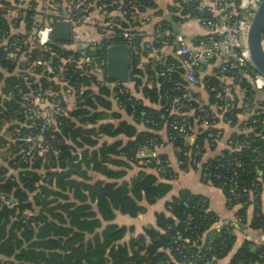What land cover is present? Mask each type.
<instances>
[{
    "label": "trees",
    "instance_id": "obj_1",
    "mask_svg": "<svg viewBox=\"0 0 264 264\" xmlns=\"http://www.w3.org/2000/svg\"><path fill=\"white\" fill-rule=\"evenodd\" d=\"M13 1L0 0L7 8H0V264H218L236 236L229 225L211 234L220 216L200 193L180 189L172 194L165 210L154 213V224L141 230L115 221L118 214L135 218L145 213L172 192L177 172L159 152L167 144L182 170L200 168L204 179L222 189L228 208L240 205L235 214L243 224L253 230L264 227V100L258 101L243 69L227 74L241 78L232 82L230 92L222 90L217 57L201 64L196 84L186 81L181 67L166 70L178 62L176 57H150L136 29L143 23L141 14L155 8L156 0H55L54 5L44 0L54 7H48L38 29L61 15L55 6L70 8L76 26L93 4L105 5L106 16L99 26V44L77 45L75 38L61 42L52 37L42 46L29 32L35 26L34 2L31 10H24ZM197 2L187 0L181 7L192 12ZM114 10L121 13L112 16ZM21 23L26 32H21ZM111 43L131 47L132 74L127 81L106 77V55L99 46ZM82 46L91 60L85 71L73 62L60 67L59 57L77 55ZM208 64L213 74L206 73ZM197 85L206 90L207 102L193 89ZM240 90L241 102L230 101L229 95ZM68 103L74 105L69 108ZM181 118L192 142L171 138L176 135L173 124ZM221 122L239 126L227 146L219 143ZM217 131V139L210 136ZM146 142L162 146L155 156L138 157L137 150ZM219 144L218 154L204 161L207 149L216 150ZM193 157L196 164L190 163ZM233 157L243 162L233 176L237 184L225 166ZM131 162H142V167L127 180ZM257 177L260 194L254 197L252 181ZM244 189L249 190L244 197L232 193L240 195ZM248 257L264 264V245L251 252L242 244L228 264H241Z\"/></svg>",
    "mask_w": 264,
    "mask_h": 264
},
{
    "label": "crops",
    "instance_id": "obj_2",
    "mask_svg": "<svg viewBox=\"0 0 264 264\" xmlns=\"http://www.w3.org/2000/svg\"><path fill=\"white\" fill-rule=\"evenodd\" d=\"M14 1L17 2V0ZM47 1L18 0L17 4L13 5L19 9L31 10L32 4L34 2L35 4L34 9H36L37 12L33 16L35 21V26L31 27L29 31L34 36L36 35V31L38 29L37 25L41 23V21L46 17L47 10L49 11L50 9L48 7H51L48 6L49 4H47ZM54 1L55 0H51L52 5H54L55 3ZM156 1H157V5L155 8L148 9L146 12H143L141 14V16H143V23H141L142 24L141 26L136 27V29L140 31V34L142 36V41L144 42L154 41L158 29H161L163 31H174L175 29L172 26L171 23L172 21L177 23L179 27V30L178 31L175 30V31L186 36L185 38L188 47L192 48L191 41L193 39V35L199 33L202 30L203 23L208 18V13L206 10L199 11L198 9L195 8L199 6L200 3L211 4L214 2V0H198L197 4L193 7L194 9L192 10V12L191 11L184 12L182 7H179L177 0H156ZM91 6H92V10L86 16L85 21L81 23L80 26L72 25V38L76 39L75 44L77 45L99 44V38L100 35H102L99 32V26L102 24V21L106 16V10L104 9L105 5L93 4ZM59 9H61V7L57 8L55 6V10H58V12H60L61 15H67L70 11V8L69 10L67 9L59 10ZM120 13L118 10H114L112 16H118ZM189 13L191 14V17L188 16ZM14 15L15 17L17 16L16 9L14 11ZM162 18L165 19L167 24L161 21ZM169 18L171 19V21L169 20ZM20 29L22 30L21 32H26L23 31L24 29H26L24 23L20 24ZM69 45L73 46V42L72 44H68V45L66 44V46ZM81 48H83V46ZM91 55L94 57L95 52H92ZM141 61L146 63L147 59L142 57ZM206 73L208 74L214 73L213 66L211 64H208V67L206 68ZM193 89L199 92L201 101L207 102L208 94L204 89L203 85H197ZM254 89L256 90V94H257L256 97L258 101L259 100L263 101L264 90L258 88H254ZM237 90L239 92V88ZM243 95L244 94L242 90H240V93L237 94L234 93V95L230 94L229 95L230 101H233L234 99L238 98L240 99L238 103H240ZM73 105H74L73 103H68L67 106L70 108ZM114 109L115 111H119V108L116 105H114ZM120 111L123 115H125L123 110ZM249 111L250 110L248 109L243 112V118L249 115L248 114ZM220 124L224 130V133L219 143L227 146V141L230 138V136L235 132V130L240 131L239 126L236 125L234 127H231L229 124L222 122ZM123 139L126 140L127 138L124 137ZM221 144H219L220 147H217L216 150L215 149L212 150L208 148L206 153L204 154V161L217 155L219 150H221ZM159 152H163L164 154L167 155V160L169 161L173 169L177 172L176 177L172 179V184H173L172 192L169 195L158 200L155 204L149 206L145 213L139 214L135 218L118 214V216H116L115 221H117L119 224H124L128 226L134 225L138 228V230H141L144 226L154 224L155 222L154 213L157 211L165 210L164 203L169 199V197L172 194H176L180 189H186L193 193H200L206 196L209 202V209L217 212V214L220 216V220L212 226L213 230L211 231V234L212 232H214V229L216 231H219L226 225L232 226L234 229V234L236 236L234 245L230 250V252H228L226 256H224L219 260L218 264H228L232 256L238 250V248L244 243H247V245L250 247L251 252H255L262 245H264V227L262 229L253 230L252 228L243 224L235 214V211L237 210V208L240 207V205H236L233 209L228 208L227 199L222 189L214 185H211L210 180L204 179V176L202 175L200 168L182 170L178 165V161L176 159V156L174 155L172 146L170 144L165 145ZM141 167H142V162H137V163L131 162V167L126 174L125 179L129 180L141 169ZM253 204H254V200L252 201V204H250L247 208L248 221H250L253 216V210H254ZM261 208L264 212V192L262 193L261 196ZM241 264H259V263L256 262L253 263L252 259L251 258L249 259L248 257L246 258L245 261L243 260Z\"/></svg>",
    "mask_w": 264,
    "mask_h": 264
},
{
    "label": "built area",
    "instance_id": "obj_3",
    "mask_svg": "<svg viewBox=\"0 0 264 264\" xmlns=\"http://www.w3.org/2000/svg\"><path fill=\"white\" fill-rule=\"evenodd\" d=\"M177 1L179 7H181V3L182 5H186L187 2V0ZM258 1L259 0H214L211 4L200 3L195 9H198L199 11L206 10L208 18L203 23L202 30L193 35L191 41L192 48L188 47L185 38L186 36L175 30H158L155 35V39L158 41L146 42L144 48L149 52V55L152 58L160 59L165 55H174L178 62H171L168 64L166 70H171L174 67L183 68L185 70L184 77L189 84H196L198 82L197 74L200 71L202 63H207L209 59L217 57V72L221 74V78L224 80V83H222L223 91H232V82L241 80V78H235L232 76L238 68L243 69L244 72L251 77L252 84L255 88L264 90V74L258 72L254 68L247 45L248 30L254 11L257 8ZM0 8L5 11L7 10L4 5H0ZM188 16L191 17V14L189 13ZM57 19H67L72 25L76 22L70 14L60 15L57 16V18L50 20L48 24L36 31L35 36L41 46L47 45L52 39L54 22ZM109 23L110 22H108L107 25ZM124 36H128V33H125ZM58 60L60 67L64 63L73 62L76 66L78 65V67H81L83 71H85L91 63V60L87 58V52L85 49H80L77 55L71 54L68 55L67 58L59 57ZM36 62L43 65V60L38 59ZM47 70H51L50 66L47 67ZM73 70H75V68ZM229 72L232 74L227 75ZM164 73L165 72L163 71L159 75H164ZM227 80H230L231 82ZM242 92L244 94V91ZM32 101L34 103L33 99ZM176 101L174 102V106H177L178 108L179 106L176 104L179 103ZM35 110L38 111V108L36 107ZM173 125L176 135L173 134L171 136L172 139H176L177 136H180L185 140L192 141L185 118L177 120ZM220 135V131L210 134V136L216 139ZM228 144L231 145V141H229ZM161 146L162 144L160 143L146 142L140 146L136 155L138 157L155 156L156 150H158L157 148ZM240 147L241 145L236 148L239 149ZM196 152H198V149ZM190 163L196 164L194 157L190 159ZM225 166L230 168L232 174L230 179L231 181H234L233 176L238 175V171L243 169V162L239 157H233L231 161H227ZM214 176L219 177L220 174L215 173ZM260 179V177H257L252 181L253 193L255 192L252 196L254 195V197H257L260 194ZM234 183L237 184L236 181H234ZM248 192V189H244V193L239 195L232 191L237 199L238 196L244 197L248 195Z\"/></svg>",
    "mask_w": 264,
    "mask_h": 264
},
{
    "label": "water",
    "instance_id": "obj_4",
    "mask_svg": "<svg viewBox=\"0 0 264 264\" xmlns=\"http://www.w3.org/2000/svg\"><path fill=\"white\" fill-rule=\"evenodd\" d=\"M171 21V19L169 18ZM175 30L178 24L172 22ZM53 38L56 41L69 42L72 38V23L67 19L54 22ZM249 55L254 68L264 74V0H259L254 11L247 35ZM104 49L106 77L115 81H127L131 78V47L128 43H111L99 46Z\"/></svg>",
    "mask_w": 264,
    "mask_h": 264
},
{
    "label": "rangeland",
    "instance_id": "obj_5",
    "mask_svg": "<svg viewBox=\"0 0 264 264\" xmlns=\"http://www.w3.org/2000/svg\"><path fill=\"white\" fill-rule=\"evenodd\" d=\"M4 154V153H3ZM0 159H1V156H0Z\"/></svg>",
    "mask_w": 264,
    "mask_h": 264
}]
</instances>
